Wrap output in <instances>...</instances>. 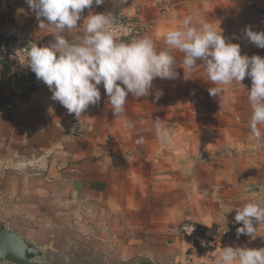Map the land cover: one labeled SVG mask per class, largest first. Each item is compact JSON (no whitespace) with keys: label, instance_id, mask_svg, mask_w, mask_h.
<instances>
[{"label":"crops","instance_id":"crops-1","mask_svg":"<svg viewBox=\"0 0 264 264\" xmlns=\"http://www.w3.org/2000/svg\"><path fill=\"white\" fill-rule=\"evenodd\" d=\"M237 2L128 0L120 16L139 22L140 37H151L157 51L165 47L164 34L192 14L217 27L220 22L228 42L250 43L243 30L251 26L255 31L253 10L241 15ZM100 8L121 11L113 0L93 5V13ZM37 25L25 0H0V33L45 46L53 37ZM76 33L82 34V26ZM173 55L177 79L156 78L152 94L126 98L127 119L135 123L131 131L113 116L102 85L101 101L78 120L51 100L41 81L18 107L0 110V233L9 226L45 247L48 264H210L212 254L225 246L264 248V227L255 239L235 236L208 252L175 230L184 221L208 227L236 224L235 210L226 214L223 207L239 206L249 197L264 200V159L254 173L247 168L238 173L231 164L222 167V154L214 150L219 137L212 138L211 148L204 138L206 127L218 126L217 99L204 98L215 85L202 68L185 80L183 54L173 50ZM156 90L164 93L158 101ZM6 101L9 94L0 88V102ZM157 118L173 129L172 146L159 144L153 126ZM140 138L144 143L137 144ZM64 246L77 251V258L68 263L54 259L52 251Z\"/></svg>","mask_w":264,"mask_h":264},{"label":"clouds","instance_id":"clouds-1","mask_svg":"<svg viewBox=\"0 0 264 264\" xmlns=\"http://www.w3.org/2000/svg\"><path fill=\"white\" fill-rule=\"evenodd\" d=\"M113 2L121 7L119 15L112 11L93 13V5L99 7L106 0H25L38 21L39 30H46L53 39L45 46L30 41L26 47L16 49L14 58L48 87L52 101L78 120L89 106L101 101L102 85L113 116L131 131L135 123L127 119L126 98L129 94L134 98L149 96L156 78L177 79L175 50L183 54L180 63L184 79H190L195 69L202 68L210 84L215 85L208 89L209 95L219 102L228 98L225 93L231 86L242 85L246 77L250 78L247 99L251 115L247 127L255 143L264 146V133L259 127L264 125V58L242 55L240 45L228 42L222 35L220 22L218 27L214 26L198 14L185 16L179 26L164 34L163 50L157 51L154 40L148 36L125 41L122 37L130 29L120 24L119 16L127 10L122 6L128 0ZM85 9L89 10L86 18L82 16ZM82 19L83 23L78 24ZM81 26L82 34H77ZM243 35L264 49V32L247 26ZM163 94L162 90H156L154 99L158 101ZM153 126L161 146L174 144L173 129L163 120H153ZM136 143L142 144L144 139ZM233 210L234 222L242 223L236 229L237 239L241 235L255 239L264 227V200L249 197L239 206L223 207L226 214ZM222 219L226 225V215ZM225 229L227 232L226 226ZM193 230L191 225L184 226L187 233ZM212 255L210 264H264V248L225 246Z\"/></svg>","mask_w":264,"mask_h":264},{"label":"rangeland","instance_id":"rangeland-1","mask_svg":"<svg viewBox=\"0 0 264 264\" xmlns=\"http://www.w3.org/2000/svg\"><path fill=\"white\" fill-rule=\"evenodd\" d=\"M250 4L242 3L241 0L237 2V8L242 9L241 15L248 14L250 8L253 10V27L256 32H264V0H247ZM262 14V16H261ZM259 26V28H258ZM242 27H240L241 29ZM240 35V32H239ZM241 47V54L248 55L249 57L253 55L263 56L264 49L256 47L252 43H243L239 40ZM242 85H233L225 93L227 99L221 100L214 97L216 103L219 104L220 110L215 111V122L218 126L206 127L204 129L205 147L211 148L213 146L212 138L214 136L219 137V141L215 142L214 150L220 152L222 167H227V165H234L236 171H240L247 168L251 169L254 173L258 165L264 159V146H259L250 136V129L247 127L251 110L248 104L247 91H250L251 80L250 78H245ZM209 97L208 94L204 95L205 100ZM262 133H264V125L259 126ZM235 154V157L229 158V154ZM250 170V171H251ZM68 246V245H67ZM61 248H56L51 250L53 253V258L57 261L63 259L66 263L70 260H74L77 255V251L67 249L66 246ZM64 253H61L63 252ZM72 254H69V253ZM73 256V257H70Z\"/></svg>","mask_w":264,"mask_h":264},{"label":"built area","instance_id":"built-area-1","mask_svg":"<svg viewBox=\"0 0 264 264\" xmlns=\"http://www.w3.org/2000/svg\"><path fill=\"white\" fill-rule=\"evenodd\" d=\"M106 11L110 10L100 8L97 13ZM119 22L130 29L129 34L122 37L123 40L128 41L142 35L143 27L139 22L124 16H119ZM30 41L35 40L26 36L0 33V64L2 67L0 88L9 94V102L6 101V104L0 102V110L15 109L22 101L33 96L38 89L39 81L36 79L35 74L28 68L21 66L18 60L14 58L16 49L26 47ZM185 225L193 226V232H185ZM241 226L242 223L226 226L228 228L226 232L223 226L208 227L197 222L184 221L175 230L179 235L189 239L200 252H208L212 251L220 241L233 239L236 236V229Z\"/></svg>","mask_w":264,"mask_h":264},{"label":"water","instance_id":"water-1","mask_svg":"<svg viewBox=\"0 0 264 264\" xmlns=\"http://www.w3.org/2000/svg\"><path fill=\"white\" fill-rule=\"evenodd\" d=\"M50 256L45 247L9 226L0 233V264H48Z\"/></svg>","mask_w":264,"mask_h":264}]
</instances>
